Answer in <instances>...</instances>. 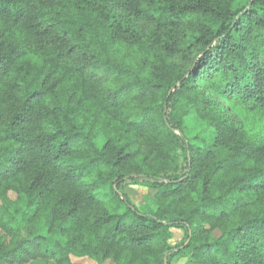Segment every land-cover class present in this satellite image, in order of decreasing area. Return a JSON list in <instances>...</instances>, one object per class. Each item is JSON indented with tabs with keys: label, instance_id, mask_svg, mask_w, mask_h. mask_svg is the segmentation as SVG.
<instances>
[{
	"label": "trees",
	"instance_id": "16d2710c",
	"mask_svg": "<svg viewBox=\"0 0 264 264\" xmlns=\"http://www.w3.org/2000/svg\"><path fill=\"white\" fill-rule=\"evenodd\" d=\"M223 101L264 111V0H0V264H264Z\"/></svg>",
	"mask_w": 264,
	"mask_h": 264
},
{
	"label": "rangeland",
	"instance_id": "374dc122",
	"mask_svg": "<svg viewBox=\"0 0 264 264\" xmlns=\"http://www.w3.org/2000/svg\"><path fill=\"white\" fill-rule=\"evenodd\" d=\"M115 9L118 13L128 15V10L125 4L115 5ZM41 62L39 58L35 59ZM179 61L182 67L185 68L187 65L185 61ZM221 112L229 119L237 123L248 135L253 137L258 142L264 143V111L253 106L239 103L237 101H223L221 102ZM192 133V132H191ZM128 195L131 197L132 201L139 207L147 206V195L152 197L153 192L149 191L147 188L140 186H131L126 189ZM11 198H15V193H10ZM3 233H0V238L3 237ZM183 237V233L179 230L172 229V235L170 236V243L172 246L180 243ZM168 257V256H167ZM171 257V256H170ZM175 258H173L174 260ZM168 261V259H167ZM188 257L176 258L173 264H186ZM55 261H45V260H32L25 264H55ZM7 264V263H5ZM9 264V263H8ZM17 264V263H16ZM72 264H98L94 260L88 258L87 256L81 257L76 256L72 258ZM103 264H115L113 260H106ZM168 264V263H167Z\"/></svg>",
	"mask_w": 264,
	"mask_h": 264
},
{
	"label": "water",
	"instance_id": "95a60500",
	"mask_svg": "<svg viewBox=\"0 0 264 264\" xmlns=\"http://www.w3.org/2000/svg\"><path fill=\"white\" fill-rule=\"evenodd\" d=\"M120 195L122 196L123 199H125L124 196H123L122 194H120ZM165 262H166V264H167V258H166Z\"/></svg>",
	"mask_w": 264,
	"mask_h": 264
}]
</instances>
